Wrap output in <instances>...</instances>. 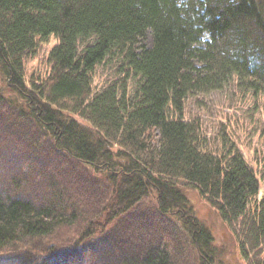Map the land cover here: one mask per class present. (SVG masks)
I'll list each match as a JSON object with an SVG mask.
<instances>
[{
  "label": "trees",
  "instance_id": "trees-1",
  "mask_svg": "<svg viewBox=\"0 0 264 264\" xmlns=\"http://www.w3.org/2000/svg\"><path fill=\"white\" fill-rule=\"evenodd\" d=\"M52 37L48 71L27 81ZM102 64L117 77L99 89ZM234 76L264 96V0H0V264H216L182 182L245 264H264V174L185 114ZM144 204L156 224L133 249L98 244Z\"/></svg>",
  "mask_w": 264,
  "mask_h": 264
},
{
  "label": "rangeland",
  "instance_id": "rangeland-1",
  "mask_svg": "<svg viewBox=\"0 0 264 264\" xmlns=\"http://www.w3.org/2000/svg\"><path fill=\"white\" fill-rule=\"evenodd\" d=\"M204 39H209L206 33ZM58 40L52 37L50 41L39 46L35 56L26 59V79L32 73L44 75L48 69V54L57 44ZM147 46H152V32L148 31L143 41ZM117 77L115 67L111 64H102L97 68L95 85L99 89ZM185 114L188 119H199L203 131L207 134V140L212 149L221 145L223 135H232L245 158L259 175L264 174V96L244 90L238 83L236 76L222 89L209 94H197L187 99ZM84 122V121H83ZM87 123V122H85ZM88 124V123H87ZM219 149V148H218ZM0 180V190L5 183ZM182 189L187 194L198 217L210 227L216 238L217 262L216 264H245L242 259L237 237L229 226L226 225L210 204L201 196L198 190L185 182L181 183ZM264 195V184L261 185L260 197ZM149 205L144 204L134 213L125 216L112 231L102 237L98 242L105 248H132L136 243L129 242L133 233H140L153 228L156 219H148ZM151 215V213H150ZM167 222L177 228L178 232L184 233L174 218H165ZM165 220V221H166ZM146 228V229H145ZM162 232L163 227L160 228ZM162 234V233H161ZM56 235V234H54ZM128 238V239H127ZM186 242V241H185ZM187 243V242H186ZM195 264H198L195 261Z\"/></svg>",
  "mask_w": 264,
  "mask_h": 264
},
{
  "label": "bare ground",
  "instance_id": "bare-ground-1",
  "mask_svg": "<svg viewBox=\"0 0 264 264\" xmlns=\"http://www.w3.org/2000/svg\"><path fill=\"white\" fill-rule=\"evenodd\" d=\"M260 94V93H259Z\"/></svg>",
  "mask_w": 264,
  "mask_h": 264
}]
</instances>
